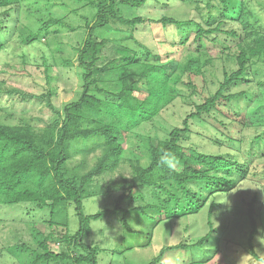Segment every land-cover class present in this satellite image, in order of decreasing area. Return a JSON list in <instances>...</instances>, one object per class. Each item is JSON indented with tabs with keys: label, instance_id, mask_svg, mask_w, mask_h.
I'll use <instances>...</instances> for the list:
<instances>
[{
	"label": "trees",
	"instance_id": "obj_1",
	"mask_svg": "<svg viewBox=\"0 0 264 264\" xmlns=\"http://www.w3.org/2000/svg\"><path fill=\"white\" fill-rule=\"evenodd\" d=\"M20 1L0 0V57L14 41L24 47L38 40L49 42L53 25L67 27L66 18L38 20L36 29L16 22L6 40L3 34L9 28L8 17L20 7ZM80 1L97 10L94 19L85 22L88 35L74 48L75 60L69 53L65 57L64 66L76 67L80 73V96L62 110L55 109L53 65L46 58L42 65L49 91L41 95L17 89L8 91L23 98L46 100L56 113L44 127L0 120V205L29 204L47 210L45 222L50 228L48 235L35 227L31 229L37 248L20 244L8 250L19 264H99L103 249L86 242L92 235L93 221L110 215L119 220L124 236L137 235L140 232L130 227L127 217L140 213L155 224L142 245L149 247L154 230L162 222L169 221L172 226L176 220L198 216L208 207L209 233L194 244L163 247L147 263L162 264L167 253L202 248L214 234L227 229H216L212 221L216 209L227 210L218 200L229 197L243 183L253 182L250 177L257 178L261 184L255 183L260 188L263 186L264 194V102H261L264 100V0H181L184 4H195L200 22L166 15L156 21L163 28L175 26L181 32L179 41L173 43L180 49V58L166 61L135 37L137 27L150 20L123 13V8H140L148 0ZM105 28H110L114 37L126 36L119 44L112 43L96 35ZM63 51L61 47L56 50L58 54ZM61 60L64 63L62 57L54 62ZM217 61L221 77L215 75ZM178 99L191 105L193 111L180 126L164 129V137L137 136L143 152L133 150L129 157L126 141L136 136V130L154 123ZM257 100L260 103L255 111L241 106L242 101ZM2 111L4 108H0ZM13 115L7 114L11 118ZM196 122L212 125L229 143H246L249 149L239 157L202 148L191 140ZM251 130L253 135L249 136L247 132ZM207 139L213 145H222L217 137ZM99 151L91 163L90 157ZM164 152L178 159L174 171L160 165L159 158ZM125 165L130 168V176L120 174L118 179L106 181L107 176ZM114 193L118 194L114 208L85 214V200ZM259 201L260 194L256 193L248 203L250 241L259 232L256 219ZM125 203L128 208L124 207ZM72 209L78 218L74 234L69 232ZM57 245L59 252L54 250ZM132 249L113 252L123 255ZM252 252L255 259L264 263V258L254 249ZM215 255L221 256L215 263L213 256L188 264H227L220 250Z\"/></svg>",
	"mask_w": 264,
	"mask_h": 264
},
{
	"label": "rangeland",
	"instance_id": "obj_2",
	"mask_svg": "<svg viewBox=\"0 0 264 264\" xmlns=\"http://www.w3.org/2000/svg\"><path fill=\"white\" fill-rule=\"evenodd\" d=\"M198 1V0H194ZM201 1V0H200ZM205 2L204 0H202ZM261 1V0H260ZM167 7V8H166ZM97 13L96 8L86 6L80 0H21L20 7L16 8L8 17V31L5 39L11 35L13 26L16 22L33 25L36 29L38 20L65 19L67 27L52 26L50 28V40L41 43L38 40L33 45L24 47L19 42H12L6 52L0 57V82L2 93L0 92V108L5 111L0 113V120L9 124L33 123L37 127H44L55 117L56 113L47 105L46 100L23 98L19 94H11L8 91L15 89L25 93L41 95L49 91L50 86L44 74L43 58L52 64L51 76L55 79L52 82L55 96L52 103L55 109L62 110L67 103L76 100L82 92V80L76 67L67 68L65 57L69 53L75 60L74 48L87 38L88 32L85 29V22L92 21ZM123 13L127 17H144L149 19L146 24L137 27L135 37L153 50L160 54L163 61L168 59H179L180 49L173 46L180 39L181 32L175 26L163 28L156 21L164 15L172 16L179 20H195L200 22L195 9V4H184L181 0H148V3L140 8H123ZM264 27V22H262ZM70 27H75V31H70ZM57 32V35L54 33ZM8 34V35H7ZM96 35L100 38L110 40L112 43L119 44L126 34H119L114 37L110 28L99 30ZM57 39V42L54 41ZM12 40V39H11ZM62 43V46L59 45ZM62 48L63 54L56 52L57 48ZM108 55L111 52H107ZM63 60L55 63L56 58ZM55 59V60H54ZM26 61L27 65L23 62ZM261 66V65H259ZM216 76L221 77L220 63L216 62ZM210 75V74H209ZM260 79V78H259ZM264 80V78L262 79ZM257 89L256 87H254ZM200 98V97H199ZM196 98L195 100H198ZM200 100V99H199ZM261 102H264L262 100ZM260 103L259 100L253 103L242 101L241 106L249 111H255V107ZM241 108V109H242ZM193 111V107L178 99L161 117L154 123L144 125L136 130V136L126 141L128 156L134 150L137 153L143 152L139 146L140 138L137 136L166 135L164 129H171L180 126L187 115ZM8 113L14 114L13 117L7 116ZM193 143L210 151L223 154L243 155L249 149L246 143H229L227 138L217 131L212 125L195 123L192 127ZM249 136L253 131L247 132ZM209 136L217 137L222 141V145H213L207 139ZM92 143L89 144V147ZM139 148H135V147ZM100 151L90 157L93 163ZM81 157L79 156L77 160ZM258 163V161H257ZM120 174L130 176V168L125 165L121 170L113 175L107 176L106 181L111 178L118 179ZM250 180L253 182L243 183L239 189L230 194L229 197H222L218 200L225 208L215 210L212 221L215 228L220 230L227 227L224 231L220 230L212 236L209 242L202 248H192L188 250H177L167 253L162 264H188L191 261H205L215 257L212 263L220 260L221 256L215 255L216 250L225 256L227 264H264L255 259V253L264 258V194L257 183L261 184L256 177ZM257 182V183H255ZM264 185V183H263ZM260 194V201L257 204L256 219L259 225V232L250 241L251 223L247 215L248 203L254 194ZM118 194L108 196L91 197L84 201V212L86 215H94L115 206ZM140 206V203L137 204ZM125 208L128 205L124 204ZM260 213V215H258ZM49 212L35 209L32 205L21 204L17 206L0 205V264H19L18 260L12 256L8 248L14 245L27 244L31 248H37L33 236L32 228L40 231L44 235L50 233V228L45 222ZM208 207L198 216H191L176 220L172 226L169 221L162 222L156 227L152 235V244H146L148 233L154 224L150 218L140 213H131L127 217V222L133 230L140 232L137 235L124 236V230L119 220L113 216H106L104 219L92 222V235L87 239V243L103 249L99 257V264H147L153 260L161 249L166 246H175L180 243L194 244L209 233L208 226ZM155 216L158 217L157 214ZM155 225V224H154ZM78 229V218L74 209L70 211L69 232L74 234ZM134 249L125 254L119 252L125 248ZM56 252L60 247L54 246ZM114 251V252H113Z\"/></svg>",
	"mask_w": 264,
	"mask_h": 264
},
{
	"label": "clouds",
	"instance_id": "obj_3",
	"mask_svg": "<svg viewBox=\"0 0 264 264\" xmlns=\"http://www.w3.org/2000/svg\"><path fill=\"white\" fill-rule=\"evenodd\" d=\"M159 163L162 167H166L170 171H174L179 161L174 154L169 152H164L159 158Z\"/></svg>",
	"mask_w": 264,
	"mask_h": 264
}]
</instances>
